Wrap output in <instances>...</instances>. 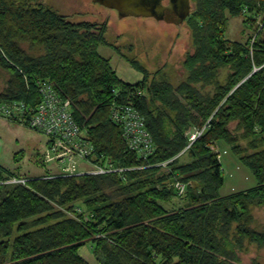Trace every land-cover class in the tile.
Instances as JSON below:
<instances>
[{
	"label": "trees",
	"instance_id": "16d2710c",
	"mask_svg": "<svg viewBox=\"0 0 264 264\" xmlns=\"http://www.w3.org/2000/svg\"><path fill=\"white\" fill-rule=\"evenodd\" d=\"M192 5L185 81L172 85L163 72L149 74L128 59L146 73L128 84L99 52L109 45L105 23L70 22L38 0H0V101H37V82L54 84L95 149L90 158L132 169L11 185L0 193V264H90L80 255L87 244L103 264H236L248 244L264 249V230L254 228V208L264 209V38L253 45L226 38L229 19L249 14L262 15L260 35L264 0ZM114 103L145 118L152 155L143 159L127 148L112 120ZM209 122L177 158L187 132ZM221 142L250 169L255 188L220 196ZM11 176L21 178L0 170V182ZM178 181L187 186L181 196ZM175 199L179 205L167 208Z\"/></svg>",
	"mask_w": 264,
	"mask_h": 264
},
{
	"label": "rangeland",
	"instance_id": "374dc122",
	"mask_svg": "<svg viewBox=\"0 0 264 264\" xmlns=\"http://www.w3.org/2000/svg\"><path fill=\"white\" fill-rule=\"evenodd\" d=\"M38 2L76 24L105 23L107 26L105 37L109 45L100 46L99 52L103 58L111 60L118 76L128 84H138L142 81L146 75L142 69L149 74L163 72L164 77L172 85H179L188 76V71L183 65L186 55L193 53L194 47L192 33L186 21L181 23V29L173 23L167 24L164 21L157 24L153 18L126 17L122 21H116L114 11L105 9L91 0H38ZM250 17L253 15L230 18L227 39L242 43H247L255 37L263 39L264 29L259 35V20L256 19V23L250 26L247 22ZM128 59L136 60L142 69L140 68V71L135 69ZM222 77V79L226 77L225 73ZM1 83L3 85L4 77L0 72ZM4 120H0V170L7 175H19L27 179L45 178L46 175L50 177L59 172L56 155L50 150L49 140L45 136ZM232 128H235V124ZM216 151L225 177L219 193L221 197L255 188L256 178L248 167L242 165L239 157L226 143H219ZM11 185L0 184V193L7 192ZM172 202L167 208L180 203L176 199ZM66 214L73 217L69 212ZM254 218L256 220L254 228L263 231L264 209L254 208ZM80 255L90 264H103L95 257L90 244L81 247ZM236 264H264V249L248 244L245 250L239 253V261Z\"/></svg>",
	"mask_w": 264,
	"mask_h": 264
},
{
	"label": "built area",
	"instance_id": "2783aa9c",
	"mask_svg": "<svg viewBox=\"0 0 264 264\" xmlns=\"http://www.w3.org/2000/svg\"><path fill=\"white\" fill-rule=\"evenodd\" d=\"M263 23H261V27ZM254 44V38L251 39ZM258 69H256L257 71ZM37 101H0V118L7 122L32 129L43 134L50 143V150L56 155L59 172L55 176L46 177H77L122 174L132 169L119 167L110 159L104 165L96 164L90 157L95 149L87 138L86 132L78 125L73 112V105L60 95L54 84L47 81L37 82ZM112 120L121 126L127 148L136 152L141 158H147L155 150L153 137L150 134L145 118L132 105L114 103L111 111ZM210 122L202 129L187 132L188 146L178 157L184 155L195 142L209 129ZM175 159L161 164L166 167ZM30 179L11 177L0 182L6 185L27 186ZM178 196L187 192V186L181 181L174 184Z\"/></svg>",
	"mask_w": 264,
	"mask_h": 264
},
{
	"label": "water",
	"instance_id": "95a60500",
	"mask_svg": "<svg viewBox=\"0 0 264 264\" xmlns=\"http://www.w3.org/2000/svg\"><path fill=\"white\" fill-rule=\"evenodd\" d=\"M105 9L114 11L116 21L126 17L149 19L157 24L164 21L175 24L181 29V23L193 14L192 0H91ZM167 14H169L167 16ZM167 16V17H166Z\"/></svg>",
	"mask_w": 264,
	"mask_h": 264
},
{
	"label": "crops",
	"instance_id": "0c3cea01",
	"mask_svg": "<svg viewBox=\"0 0 264 264\" xmlns=\"http://www.w3.org/2000/svg\"><path fill=\"white\" fill-rule=\"evenodd\" d=\"M254 18H250V22H249V24H250V26H253L255 23H256V19H258L259 20V23L261 24V22H262V15H260V16H258V17H256V19L255 20H253ZM227 38V37H226ZM2 85V83L0 84V92H2L5 88H6V82H5V80H4V83H3V85ZM0 120H4V119H1L0 118ZM4 121H6V120H4ZM7 122V121H6ZM39 134V133H38ZM41 135V134H40ZM43 135V134H42ZM41 135V136H42ZM44 136V135H43ZM29 177V176H28ZM32 178V177H31Z\"/></svg>",
	"mask_w": 264,
	"mask_h": 264
},
{
	"label": "flooded vegetation",
	"instance_id": "af4514ba",
	"mask_svg": "<svg viewBox=\"0 0 264 264\" xmlns=\"http://www.w3.org/2000/svg\"><path fill=\"white\" fill-rule=\"evenodd\" d=\"M168 15H169V14H167V16H168ZM167 16H166V17H167Z\"/></svg>",
	"mask_w": 264,
	"mask_h": 264
}]
</instances>
